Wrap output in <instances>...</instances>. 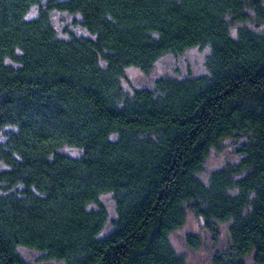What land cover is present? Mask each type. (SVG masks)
<instances>
[{"label":"trees","instance_id":"1","mask_svg":"<svg viewBox=\"0 0 264 264\" xmlns=\"http://www.w3.org/2000/svg\"><path fill=\"white\" fill-rule=\"evenodd\" d=\"M54 12L89 35L60 36ZM193 47L211 48L207 73L124 87L128 67ZM0 131V264H31L20 246L66 264H187L171 234L190 212L215 234L229 224L214 264H264V0H0ZM228 139L240 162L206 182Z\"/></svg>","mask_w":264,"mask_h":264},{"label":"rangeland","instance_id":"2","mask_svg":"<svg viewBox=\"0 0 264 264\" xmlns=\"http://www.w3.org/2000/svg\"><path fill=\"white\" fill-rule=\"evenodd\" d=\"M38 15V7L33 8L31 16ZM53 20L60 36L69 38L71 34L87 36L89 33L80 22L79 15L54 12ZM211 53L210 47H193L182 53H169L161 57L149 71L139 67L130 66L126 70L123 85L129 92L135 88L155 87V82L160 78L173 77L183 79L186 77H198L207 73V59ZM11 63V62H9ZM6 139L5 132L0 131V142ZM235 139L226 140L220 149H214L207 161L201 177L207 182L211 173L226 166L229 163H239L241 156L236 152ZM64 151L71 155H78L79 149L65 147ZM101 201L109 212V222L104 234L114 228L113 221L117 218V205L112 193L104 194ZM219 233L215 234L205 225L203 218L190 212L185 225L171 234V241L177 251L186 257L187 264H214L217 253L230 247V233L228 223L218 224ZM195 235L200 240L197 247L188 243V236ZM25 259L31 264H66L63 260L47 258V253L20 246ZM247 264H255L253 257L246 258Z\"/></svg>","mask_w":264,"mask_h":264}]
</instances>
